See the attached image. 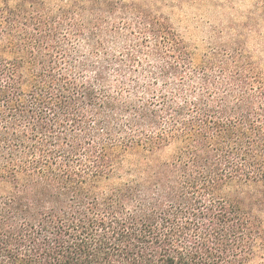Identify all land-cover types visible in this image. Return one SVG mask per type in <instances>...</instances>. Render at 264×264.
I'll return each instance as SVG.
<instances>
[{
  "label": "trees",
  "instance_id": "1",
  "mask_svg": "<svg viewBox=\"0 0 264 264\" xmlns=\"http://www.w3.org/2000/svg\"><path fill=\"white\" fill-rule=\"evenodd\" d=\"M151 5L0 0V264H264V65Z\"/></svg>",
  "mask_w": 264,
  "mask_h": 264
},
{
  "label": "rangeland",
  "instance_id": "2",
  "mask_svg": "<svg viewBox=\"0 0 264 264\" xmlns=\"http://www.w3.org/2000/svg\"><path fill=\"white\" fill-rule=\"evenodd\" d=\"M147 9L169 18L198 56L243 35L249 50L264 65V19L253 0H149ZM120 22L122 32L127 28ZM126 35L120 40L125 41ZM119 40V41H120Z\"/></svg>",
  "mask_w": 264,
  "mask_h": 264
}]
</instances>
